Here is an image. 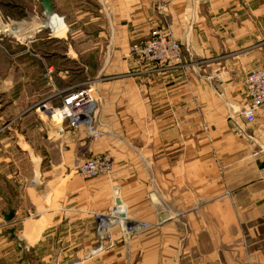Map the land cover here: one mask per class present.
I'll use <instances>...</instances> for the list:
<instances>
[{"label":"crops","instance_id":"0c3cea01","mask_svg":"<svg viewBox=\"0 0 264 264\" xmlns=\"http://www.w3.org/2000/svg\"><path fill=\"white\" fill-rule=\"evenodd\" d=\"M49 2L43 29L75 46L61 56L72 73L94 78L101 134L54 129L39 183L0 168V264H264V107L252 125L242 117L243 82L264 66V0ZM158 29L180 61L130 55ZM98 154L108 176L76 175ZM112 209L144 227L115 225L104 241L96 215Z\"/></svg>","mask_w":264,"mask_h":264},{"label":"rangeland","instance_id":"374dc122","mask_svg":"<svg viewBox=\"0 0 264 264\" xmlns=\"http://www.w3.org/2000/svg\"><path fill=\"white\" fill-rule=\"evenodd\" d=\"M44 21L47 18L39 0H0V157L4 160L0 168L19 173L20 180L28 184L39 183L40 179L34 180L38 151L47 147L48 134L66 128V123L52 114L60 106L59 95L68 91L62 89L95 82L92 77H83L81 71L72 73L77 64L62 59V54L75 46L49 41L50 29L33 31L37 22ZM48 67L53 68L50 74ZM97 67L99 63L94 61L78 64V68H87L91 73ZM111 171L96 178L108 176ZM114 226L104 241L110 240L109 232ZM249 241L251 238L246 236L247 245Z\"/></svg>","mask_w":264,"mask_h":264},{"label":"built area","instance_id":"2783aa9c","mask_svg":"<svg viewBox=\"0 0 264 264\" xmlns=\"http://www.w3.org/2000/svg\"><path fill=\"white\" fill-rule=\"evenodd\" d=\"M130 55L140 62L167 64L180 61L179 44L165 30H154L146 42L134 44L130 48ZM243 87L248 99V104L242 112L246 124L252 125L256 120L257 112L264 107V66L247 75ZM60 106L52 110L55 117L65 122L68 129L78 131L84 129L88 137L97 139L101 132L98 129L99 98L95 82H89L83 87L70 89L59 95ZM113 168L112 159L108 154H100L88 157L81 161L76 172L83 179H93L110 172ZM98 221V236L101 239L107 237V231L113 225H120L115 210L107 215H96ZM122 227V226H121ZM144 225L124 226L128 234L135 229H142Z\"/></svg>","mask_w":264,"mask_h":264},{"label":"water","instance_id":"95a60500","mask_svg":"<svg viewBox=\"0 0 264 264\" xmlns=\"http://www.w3.org/2000/svg\"><path fill=\"white\" fill-rule=\"evenodd\" d=\"M39 1H40V3L42 4L43 9H44V11H45V16H46V14L48 13V11H49L50 13H53V12H52V5H51V3L49 2V0H39ZM53 15H55V14L53 13ZM46 17H47V16H46ZM115 205H116L117 207H119V206L122 205V204H121V201H120L118 198L115 200ZM10 217H11V216L7 217L5 220H6V221H9Z\"/></svg>","mask_w":264,"mask_h":264},{"label":"bare ground","instance_id":"6f19581e","mask_svg":"<svg viewBox=\"0 0 264 264\" xmlns=\"http://www.w3.org/2000/svg\"><path fill=\"white\" fill-rule=\"evenodd\" d=\"M47 16H49V17H51L52 18V16H51V13L48 11V13L46 14ZM33 21V20H32ZM34 24V23H33ZM45 26H46V23L45 22H37L36 23V27L33 29V31L34 30H36V29H43V28H45ZM31 33V32H30ZM29 36H30V34H29ZM15 37V36H14ZM18 39V38H17ZM120 211H122V210H119V212ZM123 222H121V226L124 228V226H125V224H126V222H125V220H122ZM124 230V229H123Z\"/></svg>","mask_w":264,"mask_h":264}]
</instances>
